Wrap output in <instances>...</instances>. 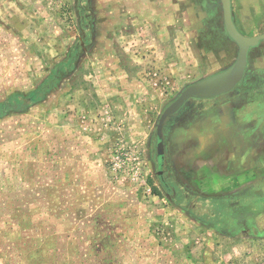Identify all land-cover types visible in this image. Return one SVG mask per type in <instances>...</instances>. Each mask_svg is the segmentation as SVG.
Instances as JSON below:
<instances>
[{
	"label": "rangeland",
	"instance_id": "rangeland-1",
	"mask_svg": "<svg viewBox=\"0 0 264 264\" xmlns=\"http://www.w3.org/2000/svg\"><path fill=\"white\" fill-rule=\"evenodd\" d=\"M232 10L264 34V0ZM237 55L221 0H0V264H264L254 191L204 152L217 105L264 88V41L235 93L168 122L159 175L161 114Z\"/></svg>",
	"mask_w": 264,
	"mask_h": 264
},
{
	"label": "crops",
	"instance_id": "crops-1",
	"mask_svg": "<svg viewBox=\"0 0 264 264\" xmlns=\"http://www.w3.org/2000/svg\"><path fill=\"white\" fill-rule=\"evenodd\" d=\"M235 24L237 26L236 21ZM249 98L245 103L223 102L217 105V125L213 130L216 134L208 137L204 152L214 147L216 153L207 156L215 158L217 164L221 165L222 162L225 168L229 166L232 169L233 190H238V193L248 189L254 191V199L249 200V203L257 218L264 215V151H257L255 148L249 151L240 150L238 153L234 151V146L238 147L243 142L249 143L250 148L253 144L264 145V138L258 140L257 134L264 128V88L254 90ZM232 123V126L229 125ZM243 126H251L256 130L247 134L241 131ZM225 173L224 178H228ZM224 187H219L217 191L223 190Z\"/></svg>",
	"mask_w": 264,
	"mask_h": 264
},
{
	"label": "water",
	"instance_id": "water-1",
	"mask_svg": "<svg viewBox=\"0 0 264 264\" xmlns=\"http://www.w3.org/2000/svg\"><path fill=\"white\" fill-rule=\"evenodd\" d=\"M221 3L225 30L230 39L238 46L237 59L229 68L186 87L161 114L156 127L157 153L160 157L159 167L161 169L159 175L161 178L165 174L162 169L166 164L165 129L168 122L177 117L191 102L216 100L235 93L246 80L250 51L259 47L264 41V34L248 37L240 32L233 18L232 0H221ZM163 181L166 189L172 190L170 184L162 179ZM183 196L184 194L178 193V198L183 199Z\"/></svg>",
	"mask_w": 264,
	"mask_h": 264
},
{
	"label": "flooded vegetation",
	"instance_id": "flooded-vegetation-1",
	"mask_svg": "<svg viewBox=\"0 0 264 264\" xmlns=\"http://www.w3.org/2000/svg\"><path fill=\"white\" fill-rule=\"evenodd\" d=\"M166 130V129H165ZM165 136H166V133H165ZM159 159H160V157H158ZM177 187V188H176ZM172 188V190H173V194H172V196H173V198L175 199H177L178 198V193H182V194H184L183 192H182V189L181 188H178V186H177V184H175L174 185V187H171ZM172 190H170V191H172ZM176 191V192H175ZM178 192V193H177Z\"/></svg>",
	"mask_w": 264,
	"mask_h": 264
}]
</instances>
